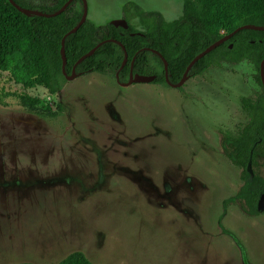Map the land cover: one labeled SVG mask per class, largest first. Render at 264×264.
<instances>
[{
  "label": "rangeland",
  "instance_id": "374dc122",
  "mask_svg": "<svg viewBox=\"0 0 264 264\" xmlns=\"http://www.w3.org/2000/svg\"><path fill=\"white\" fill-rule=\"evenodd\" d=\"M126 1L170 21L182 0H84L86 19H121ZM253 74L222 63L178 89L87 72L49 94L0 71V264H57L75 250L93 264H264V211L221 207L241 181L219 131L244 123Z\"/></svg>",
  "mask_w": 264,
  "mask_h": 264
},
{
  "label": "trees",
  "instance_id": "16d2710c",
  "mask_svg": "<svg viewBox=\"0 0 264 264\" xmlns=\"http://www.w3.org/2000/svg\"><path fill=\"white\" fill-rule=\"evenodd\" d=\"M12 1L21 8L33 9L28 0ZM65 1L51 0V6L37 10L52 13ZM120 8L126 28L110 23L95 25L85 19L62 39L81 16V0H71L60 13L49 17L23 14L8 0H0V71L7 72L24 88L40 86L49 94L56 93L65 82L61 72L62 39L65 75L95 72L114 77L116 73L118 82L124 83L131 72L154 75L151 83L166 85L162 62L152 52L155 50L166 61L167 80L175 84L189 60L223 34L243 24L264 26V0H182L180 15L170 21L132 1L124 2ZM133 19L140 29L131 23ZM100 41L91 55L75 64ZM123 53L125 61L120 67ZM261 60H264V30L241 29L196 60L186 74L187 77L201 76L209 67L241 61L248 62L254 70L253 80L259 90L252 97L239 99L244 123L234 133L219 131L221 153L238 170L241 181L233 196L222 200L221 207L237 203L249 216L264 211V204H260L264 199V91L258 74ZM262 68L264 77V61ZM20 104L38 115L42 112L35 99L20 98ZM43 113L52 116L55 112ZM221 231L232 236L223 228ZM57 264L93 263L75 250Z\"/></svg>",
  "mask_w": 264,
  "mask_h": 264
},
{
  "label": "water",
  "instance_id": "95a60500",
  "mask_svg": "<svg viewBox=\"0 0 264 264\" xmlns=\"http://www.w3.org/2000/svg\"><path fill=\"white\" fill-rule=\"evenodd\" d=\"M71 0H66L62 6L60 8H58V10H56L55 12L52 13H44L41 11H36V10H32V9H26V8H21L18 5H16L12 0H8V2L14 7L16 8L19 12L26 14V15H37V16H44V17H49V16H53L56 15L58 13H60L70 2ZM81 4H82V10H81V16L78 20V22L76 23V25L71 28L70 30H68L62 37V39L68 35L69 33H72L76 30L77 27H79L84 20L86 19V3L84 2V0H81ZM111 25L113 26H119L122 28H126L127 27V23L125 22V20L123 18L121 19H115V20H111L109 22ZM241 29H252V30H264V26H254V25H250V24H243V25H239L237 27H235L233 30H231L228 33L223 34L220 38H218L217 40H215L214 42H212L211 44H209L208 46H206L203 50H201L200 52H198L197 54H195L187 63V65L185 66L182 75L180 77V79L175 83V84H171L167 81V76H166V61L164 60V58L155 50H152V52H154L158 58L161 60L162 62V66H163V76H164V80L165 82L171 86V87H179L184 80L186 79V74L188 72V70L190 69V67L192 66V64L198 60L200 57H202L203 55H205L206 53H208L209 51H211L214 47H216L217 45L223 43L224 41H226L227 39H229L234 33H236L238 30ZM62 39H61V43H60V53H61V72L62 75L64 76L65 79H72L73 77L79 75L80 73L78 72H71L69 75H65L64 70H63V66L65 64V58L63 56V45H62ZM102 43V41L96 43L90 50H88L85 54H83L82 56H80L77 61L75 62V64L77 62H79L80 60H82L83 58L91 55L95 49ZM119 45L122 48V45L119 43ZM231 45L229 44L228 47H230ZM124 54V58L121 62L120 67L123 65L124 61H125V53ZM263 61L261 60L259 63V69H258V74H259V79H260V83H261V87L264 91V77H263ZM119 67V68H120ZM114 78L116 80V73L114 74ZM154 79L153 75H141V74H132L131 72H129L128 75V80L127 82L121 84V85H129L132 83H149Z\"/></svg>",
  "mask_w": 264,
  "mask_h": 264
},
{
  "label": "flooded vegetation",
  "instance_id": "af4514ba",
  "mask_svg": "<svg viewBox=\"0 0 264 264\" xmlns=\"http://www.w3.org/2000/svg\"><path fill=\"white\" fill-rule=\"evenodd\" d=\"M121 18H122V14H121ZM80 74H83V73H80ZM79 74V75H80ZM203 75V74H202ZM154 76V75H153ZM166 76H167V74H166ZM198 76V75H197ZM193 77H195V76H193ZM193 77H186V79H189V78H193ZM163 78H164V76H163ZM113 79L115 80V78L113 77ZM165 81V80H164ZM168 81V80H167ZM115 82H116V84H118V85H121V84H123V83H120V82H118V80H117V77H116V80H115ZM152 82V81H151ZM169 82V81H168ZM125 83V82H124ZM150 83V82H149ZM166 83V82H165ZM170 83V82H169ZM132 84H134V83H132ZM172 84V83H171ZM130 85V84H129ZM166 85L167 86H169L167 83H166ZM182 86V84L179 86V87H176V88H180ZM171 87V86H170ZM174 88V87H173ZM219 146H220V140H219ZM221 149V148H220ZM234 167V166H233Z\"/></svg>",
  "mask_w": 264,
  "mask_h": 264
}]
</instances>
